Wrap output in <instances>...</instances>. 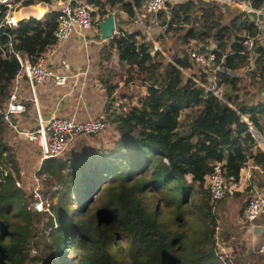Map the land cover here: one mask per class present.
I'll list each match as a JSON object with an SVG mask.
<instances>
[{"label":"trees","instance_id":"1","mask_svg":"<svg viewBox=\"0 0 264 264\" xmlns=\"http://www.w3.org/2000/svg\"><path fill=\"white\" fill-rule=\"evenodd\" d=\"M134 1L135 8L128 0H89L98 21L120 8L126 13L120 22L136 23L139 12L147 27L154 23L161 30L157 39L142 28L120 27L110 38L102 51L109 65H103L100 74L106 128L78 135L72 147L57 157L42 160L39 146L20 138L18 129L23 126L18 117L27 110L10 121L5 118L20 64L0 53V264H222L215 245L219 209L209 200L196 202L193 195L218 163H223L229 185L239 183L249 166H258L264 175V152H254L253 135L237 111L264 132L260 123L264 98L247 94L249 85L264 81V41L255 46L253 60L244 42L251 31L258 32L255 20L241 11L227 21L226 8L215 1L189 0L151 17L143 14L145 0ZM238 1L264 8V0ZM5 9L0 2V21ZM57 14L50 10L41 20L24 18L15 47L29 50L33 61L44 56L56 44ZM190 27L208 39L197 41L193 49L215 53L218 62L228 54L223 63L228 71L219 72L228 102L199 85L195 81L199 74L184 76V70L197 64L189 50L173 55L165 46L167 33L185 43ZM6 41L0 31V42ZM167 55L174 57L169 60ZM249 64L247 84L241 85L240 74L231 71H243ZM129 66H138L145 75L148 95L141 104L125 89L116 88L114 75ZM110 124L118 133L113 148L89 140L106 132ZM29 131L37 133V121ZM22 141L35 145L40 154L41 163L29 177L20 164ZM36 177L44 181L40 195L50 198L52 213L32 208ZM161 198L165 209L154 207ZM250 198H243L240 214ZM189 203L194 208L188 216Z\"/></svg>","mask_w":264,"mask_h":264},{"label":"built area","instance_id":"2","mask_svg":"<svg viewBox=\"0 0 264 264\" xmlns=\"http://www.w3.org/2000/svg\"><path fill=\"white\" fill-rule=\"evenodd\" d=\"M25 1L26 0H0V2L6 7V11L0 21V31L2 32V35L7 37V41L5 43L0 42V53L6 59L15 57L20 64V69L14 79L11 96L5 109V118L10 121L14 116L21 115L26 112L27 107L25 98L23 95L19 94V91L21 90L23 81L27 80L32 91V99L36 104L38 131L37 133L27 131L24 133V137L26 136L29 140L35 142L39 146L41 159L44 160L47 158L57 157L65 150L69 149V147L74 144L78 135L96 134L104 130L106 128V122L102 116L87 118L84 120H80L76 118V116H42L37 107L36 86L42 83L46 78L53 79L55 85L57 86H67L70 76L47 65L49 57L42 56L37 61H33L29 50L22 48L17 49L15 47L14 41L16 31L19 30L20 22L23 19L21 16L20 18L15 19V13L17 12V7L20 5L23 6ZM128 1H130L135 8V1ZM186 1L189 0H145L144 10L146 13L149 12L157 14L160 10H168L176 4L184 3ZM207 1H215L221 4L230 3L241 7L243 10L247 11V13L249 12L252 14L250 15L255 20L258 32L254 33L251 31L244 42V46L245 50L251 52V58L255 60L256 55L254 53V48L260 41L259 39L262 35L261 29L264 24V8L255 9L252 6L238 0ZM241 3L243 5H241ZM53 4L54 6L51 7L58 13L56 19L57 27L54 32L56 42L60 43L66 41L73 33L82 37L86 42H89L87 32L97 26L98 20L93 12L95 9H92L89 6L88 0H55ZM146 13L143 12L145 15ZM137 15L138 22L143 25L148 35L153 38L151 36L152 34L147 30L148 27L144 23L142 15H140L139 12H137ZM107 16L108 15H106L104 19ZM115 24L116 34L119 26L117 18ZM156 47L159 48L157 44ZM189 53L191 59H193L201 68L209 70L210 73V75L207 76V81L205 82L200 79H196L193 76L191 77L195 78V81L206 90L213 92L224 102H228V100L223 96L224 83L219 84L221 81L219 72L223 71L225 68L223 63L225 62L228 54L223 55L218 62L215 53L206 54L197 50H194L193 52L189 50ZM225 71L228 70L225 68ZM235 109L237 110V108ZM237 111L242 119L248 123L251 134L253 135L254 152H264V140H260L264 139V132L260 131L247 116L242 114L239 110ZM225 173L226 170L224 169L223 163H218L214 167L212 174L207 177V183L210 189V200L213 206L226 194L227 183ZM34 188L35 200L32 203V208L38 212L48 211L52 213L50 198L40 195V190L44 189V185L39 177H36ZM263 209L264 194L261 191L255 190V194L249 199L245 208V218L247 220V224L249 225V229L252 230L255 228V221L258 219ZM219 238V236H216L215 245L223 264H236L234 259L244 261L245 264H253L247 260L248 256L243 252V250L237 253H231L232 256H230V252L225 248ZM251 251L264 256V241L260 243L258 251L249 249L248 253ZM232 257L234 259H232ZM254 264H259V262H255Z\"/></svg>","mask_w":264,"mask_h":264},{"label":"crops","instance_id":"3","mask_svg":"<svg viewBox=\"0 0 264 264\" xmlns=\"http://www.w3.org/2000/svg\"><path fill=\"white\" fill-rule=\"evenodd\" d=\"M123 1H127V0H123ZM88 4H89V0H88ZM23 5L24 6H20L21 9L19 10V13H21V17H23V19L31 17L32 15V17H35L36 20H41L43 19L46 12L50 10H54L52 8L54 6L53 1L47 2L45 0H40L36 3L28 4V5L23 3ZM35 5H39V6H35ZM41 6L45 7V11H44L45 13H43L42 15L37 14L38 13L37 10L32 9V7H41ZM93 9L96 8L93 7ZM117 10L119 13L116 12ZM113 13H115L119 23V26L117 28V33H118L121 27L120 20L126 18V13L124 10L120 8H116V10ZM102 19L99 20L98 23L102 21ZM98 23L97 26L94 27L96 31L99 29ZM125 26L122 25L121 29L125 28ZM76 36L78 37L79 40L82 41L85 47L93 46L92 50H90L88 53L89 56H93L94 60L92 64L89 61L88 64L90 66L87 64V66L84 69L80 70L79 68L81 67H79L76 63L72 62L75 60L74 58L71 59L72 61L63 60V62H65L66 64H63V62L61 63L58 60L59 57L61 60L63 59L61 56H57V57L53 56V58H50L51 53H53L52 49L56 46L63 47L62 44H64L65 41L51 45V47L47 49V52L44 54V56L50 58L47 60V65L51 66L57 71H60L61 73L68 74L70 78L67 86H57L55 85L54 80L50 78H46L42 83L36 86L37 107L43 117L76 116V118L80 120H84L89 117L96 118L102 116L103 104L105 103L106 97H105V88L100 81V74H102V66L108 63L107 60L102 58V51L103 48H108L109 44L107 40L102 39L101 36L96 39L92 37L91 39H89L88 32H87V37L89 42H86L82 37H80L77 34ZM97 45L98 47H96ZM113 50H115V48H112V51ZM167 58L170 59L168 55ZM92 65L97 69L96 70L93 69L92 72L90 71L89 75L84 76V73L88 74V70L92 69L91 67ZM87 77L89 79V83L92 88L91 93L89 92V87L87 85ZM23 82L26 83L27 80H24ZM93 82H95V84H93ZM27 89L29 88L25 85V92ZM85 99L86 102L88 103H84ZM25 100L27 103L26 106H29V108L27 109V112L23 114V116L18 117L20 122H22V124L24 125L23 127H19L20 129H18L19 136L23 135L22 133H25L23 131L31 130V128L36 125V121H37V111L36 108H34V105L36 107V104L32 99V95L27 96ZM260 123L264 131V115H261ZM262 172L263 171L258 166L255 165L246 167V172L242 180L239 183H232L228 187V190H226V193L227 192L229 193L228 196L226 197V195H224L223 198L214 205L216 207L220 205L219 214L221 215V221H220L221 224H220V231L218 232L219 233L218 236L222 238L223 244L227 243L225 248L230 252V256H232L231 253H237L243 250V252L246 253L248 256L247 260H249L253 264L255 262H259V264H264L263 255L253 253V251L248 253L249 249L258 251L260 243L264 241V223H256V226L255 228L252 229L253 230L252 231L251 229H249V225L243 221L246 219L245 212L240 214V209L242 208L241 201L243 200V198H246L245 188L247 187L248 184L254 183L253 181L254 175L258 176L260 175L259 173ZM254 186L255 185H253V187ZM254 190H256V188ZM261 190L264 193L263 189ZM233 191H235L238 195L240 194L237 199L232 197V195L234 194ZM253 195H251V197ZM242 222H244V224ZM232 259L234 258L232 257ZM234 260L236 264L239 263L238 260L236 259Z\"/></svg>","mask_w":264,"mask_h":264},{"label":"rangeland","instance_id":"4","mask_svg":"<svg viewBox=\"0 0 264 264\" xmlns=\"http://www.w3.org/2000/svg\"><path fill=\"white\" fill-rule=\"evenodd\" d=\"M51 1H53V3L55 2V0H51ZM218 4H221V3H218ZM221 5L224 8H226L225 10H227V12H226L227 13L226 14V20L227 21H229L233 17V15L235 13L237 14L238 12H241V11H244V12L247 13V11L243 10L241 7L235 6V5L230 4V3L221 4ZM241 5H243V4L241 3ZM20 6H22V5H20ZM20 6L17 7L16 16H17V14H19V10L21 9ZM35 6H39V5H35ZM28 12H29V10H28ZM116 12H118V10ZM143 12L146 13V11L144 9H143ZM146 14L148 15V17L154 16L153 13L147 12ZM250 14L251 13H249V15ZM120 23H121V27H122V25H124V26L126 25L125 29L129 28V29L134 30V29H137V28H142L145 32H147L145 30V28L143 27V25L140 22H138V21L136 23H128L126 21L125 22L121 21ZM147 30H148V32L153 33L151 35L152 37H155V38L158 39V37H159L158 34H159L160 30H161L158 26H156L154 23L150 24V27H148ZM261 30H262L261 31L262 35H261V38L259 40L263 42L264 41V31H263L264 30V24H263ZM185 34H186L188 39H187V41L185 43H182V42L179 41L177 36H174L172 33H167L166 39L164 40V44H165V46L167 48L170 47V49L173 52L172 53L173 55H176L177 53H180V51H182V50H184V51L185 50L186 51L187 50H191L193 52L195 50L193 48H194L195 43L197 41L202 42V43H206L208 41V39H205L206 37H204L203 35L198 36V32L192 30L191 27H190L189 30L185 31ZM88 35H89V39H91V37L96 39V38H99L101 36V33H100L99 29L96 31L95 28H94V29H91V30L88 31ZM109 40L110 39H108L107 42H109ZM157 41H159V40H157ZM62 45H63V47H59V46L55 45L56 47H54L52 49L53 53H51L50 58H53V56H56V57L57 56H61L63 58L62 60L60 59V57L58 58V60L61 63L63 62V60L72 61L71 59L74 58L75 60L72 61V62L76 63L79 67H81V68H79L80 70L84 69L87 66V64L89 63V61L92 64L94 59H93V56H89L88 52L90 50H92L93 46L85 47L84 44L82 43V41L78 39V37L76 36L75 33H73L70 36V38L67 41H65L64 44H62ZM257 45H258V43H257ZM96 47H98V45ZM172 56H169L170 57L169 60H171ZM63 64H66V63L63 62ZM107 65H109V63H107ZM249 66H250V64L246 65L243 68V71H238L237 73L231 71L232 75H237V74L239 75L240 74V77H241L240 84L241 85H245L246 86V84H247L246 80H247L248 75H249L247 70L249 69ZM91 67H92V69L88 70V74L84 73V76L89 75L90 71L92 72L93 69L94 70L97 69L93 65ZM258 70H260V69H258ZM116 71H118V70H116ZM223 71H225V68L223 69ZM200 72L204 73V76H205L204 78L200 77L201 76ZM183 73H184L185 77L192 76V75H195V74H197V75L199 74V76H197L196 78H199L200 80H202L204 82L207 81V79H208L207 76L210 75L209 70L201 68L198 64H195L194 67H192L191 69L184 70ZM115 76H116L115 82H117L116 83L117 84L116 85L117 90L125 89L127 95L130 94V95L133 96V101L136 102V104H141V100L144 99V96L148 95V90L145 88L146 87L145 82H144V76L145 75L139 69V67L138 66L126 67V68L121 69L118 72H116L114 77ZM26 83L25 82L22 83L21 90L19 91V94L23 95L24 98H26L27 96H31L32 95V91H31L29 85H27L28 83L27 84ZM93 84H95V82H93ZM25 85L29 88V89L26 90V92H25ZM87 85L89 87V92L91 93L92 88L90 86L88 77H87ZM87 85H86V88H87ZM223 89H224V91L226 90L225 85H223ZM248 89H249V92H247V94H248L249 98L252 97L253 95H256V99L264 98V81L260 82L257 79L254 84L249 85ZM116 99H120V96H116ZM133 101H131V103H133ZM84 103H88V102H86V99H85ZM19 125L20 126H24L22 124V122H20ZM23 132H25V131H23ZM22 134L23 135L20 136L21 139H23V137H24V133H22ZM117 136H118V133H117L116 129L114 128V125L110 124L109 127L107 128L106 132H104L103 134H100L99 136L91 137V139L89 138V140L97 143L98 146H102L104 148H107L110 145L113 148L114 145H115L114 142L118 138ZM92 138H94V139L92 140ZM7 139L9 141V135L7 136ZM24 139H27V137H25ZM260 140L263 141L264 139H260ZM88 145L94 147V144L90 143ZM71 147H72V145L69 148H71ZM19 153H20L19 158H20V161H21L20 164H22L24 166V171L26 172V177H29L32 173L36 172L35 170L38 168V166L41 163V160L39 158V156H40L39 150L37 149V147L35 145L27 144L26 141H22L21 150L19 151ZM31 177H33V175ZM25 180L28 181L27 178H25ZM254 180H255V182L253 184H248L247 187L245 188L246 198L250 197L251 195H253L255 193V190H253L255 188H256V190L261 191V192H262V190H261V188H262L263 191H264V175L256 176V177H254ZM42 182L44 183V181H42ZM32 183L33 182L28 181V184H32ZM230 185L228 184V186H230ZM253 185H255V186L253 187ZM207 186H208L207 182L204 183L203 185H197L196 186L195 193L193 195L195 197V201L196 202H200L202 200H209V198H210V189H208ZM45 188H47V187H45ZM233 192H234V194L236 193L235 191H233ZM227 196H228V194L226 195V197ZM195 201H193L194 204L196 203ZM209 203L211 204V200H209ZM244 204H245V201L242 200L241 206L243 207ZM165 206H166V201L164 199L161 198V200H159V199H158V201L155 200L154 207L160 208V209H165L166 208ZM188 206L189 207H188V209H185V212L189 216L190 215L189 211L193 210L194 206H192L191 203H189ZM213 207L216 208V206H213ZM167 209L170 211L172 208H167ZM217 209H219L218 206H217ZM217 209H214V211L216 213H217ZM243 221L245 223H247L246 219L243 220ZM244 222H242V223L244 224ZM255 222L256 223H264V216H262V212L260 213L258 219ZM218 231H220V227H219ZM219 239L222 241L221 237ZM226 244L224 246H226ZM33 250H34L33 252H36L35 248ZM32 254L34 255L36 253H32ZM239 264H244V261H239Z\"/></svg>","mask_w":264,"mask_h":264},{"label":"water","instance_id":"5","mask_svg":"<svg viewBox=\"0 0 264 264\" xmlns=\"http://www.w3.org/2000/svg\"><path fill=\"white\" fill-rule=\"evenodd\" d=\"M115 22L116 15L113 12L109 13L104 20L99 22L98 26L101 32L102 39L108 40L115 35Z\"/></svg>","mask_w":264,"mask_h":264},{"label":"bare ground","instance_id":"6","mask_svg":"<svg viewBox=\"0 0 264 264\" xmlns=\"http://www.w3.org/2000/svg\"><path fill=\"white\" fill-rule=\"evenodd\" d=\"M32 9L37 10V12H38L37 14H40V15H42L43 13H45L44 12L45 11V7H43V6H41V7H32ZM20 16H21V13L17 14V16H16V13H15V19H17L18 17L20 18Z\"/></svg>","mask_w":264,"mask_h":264}]
</instances>
